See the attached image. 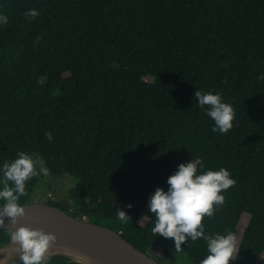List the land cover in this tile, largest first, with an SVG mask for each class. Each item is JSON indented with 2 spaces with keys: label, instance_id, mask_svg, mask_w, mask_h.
I'll return each instance as SVG.
<instances>
[{
  "label": "trees",
  "instance_id": "obj_1",
  "mask_svg": "<svg viewBox=\"0 0 264 264\" xmlns=\"http://www.w3.org/2000/svg\"><path fill=\"white\" fill-rule=\"evenodd\" d=\"M0 15V190L5 161L21 151L41 158L48 176L75 180L73 209L45 203L166 256L175 241L152 233L150 198L168 191L180 164L202 158L197 174L226 168L236 181L204 218L205 234H236L245 214L230 264H264V0H0ZM198 90L243 107L226 134L199 112ZM42 177L26 181L20 205ZM181 247L189 264L209 255L203 238ZM48 264L86 263L49 252Z\"/></svg>",
  "mask_w": 264,
  "mask_h": 264
},
{
  "label": "clouds",
  "instance_id": "obj_2",
  "mask_svg": "<svg viewBox=\"0 0 264 264\" xmlns=\"http://www.w3.org/2000/svg\"><path fill=\"white\" fill-rule=\"evenodd\" d=\"M39 15L35 9L25 13V18L34 20ZM0 23L7 24L8 17L0 15ZM37 37V42L39 41ZM260 79H264L261 76ZM194 98L199 107L205 110L207 115L215 122L213 131L226 134L233 127L235 112L233 107L222 102L219 94L212 92H195ZM18 158L11 163L5 161L3 164V189L0 190V200L5 203L0 206V228L4 227V218H11L13 225L19 223L23 217L25 208L18 201L20 197L26 196V181L43 174L47 177L50 170L44 166L43 160L23 151L19 152ZM37 164L39 171H37ZM204 169L202 158L194 159L186 164L179 165L178 171L168 178L170 185L168 191L158 188L151 196L149 209L155 215V226L151 229L153 234L174 239L175 253L183 251L181 245L190 237L192 241L203 238L207 243L209 255L201 261V264H230L237 254V236L231 231L226 235H206L204 218L212 217L217 206L223 205L225 196L221 193L232 187L236 181L231 178L226 168L219 171H202ZM13 186H9V182ZM132 205L129 204L128 208ZM117 219L127 222L131 219L124 210L116 213ZM140 221L142 226L145 219ZM10 234V240L16 245L22 264H48L49 250L56 241L54 234L46 233L44 230H33L27 226L6 229Z\"/></svg>",
  "mask_w": 264,
  "mask_h": 264
},
{
  "label": "water",
  "instance_id": "obj_3",
  "mask_svg": "<svg viewBox=\"0 0 264 264\" xmlns=\"http://www.w3.org/2000/svg\"><path fill=\"white\" fill-rule=\"evenodd\" d=\"M21 206L25 208L26 214L19 218V223L13 225L11 218L5 217L3 228L27 226L36 230L42 229L94 255L105 264H162L137 248L121 231L79 219L63 208L49 203L29 202Z\"/></svg>",
  "mask_w": 264,
  "mask_h": 264
},
{
  "label": "rangeland",
  "instance_id": "obj_4",
  "mask_svg": "<svg viewBox=\"0 0 264 264\" xmlns=\"http://www.w3.org/2000/svg\"><path fill=\"white\" fill-rule=\"evenodd\" d=\"M66 75H68V74L66 73ZM54 86H55V79L53 76L49 77L47 79H44L42 81V89L44 92H47V93L53 92ZM222 102H224V101H222ZM242 108L243 107L241 105H238V104L234 105L233 109H234L235 115L239 114L240 111L242 110ZM199 109H200L199 112H203V114H204V113H206L207 106H206L205 110H202L201 108H199ZM38 160H41V158H38ZM74 186H75V180L73 177H71L68 174H63V175L58 176V177H51V176L45 177L43 175L38 189L34 192V194L30 198V202L44 203L49 199H53V200L57 201L60 205L71 210V209H73L74 204H73V201L71 200V198L69 196V191ZM142 219H143V217L139 220V223ZM248 222H249L248 218L244 214L241 218L240 224H239L237 231H236L237 251H238L242 236L244 234V231L248 225ZM145 223H146V219H145L143 225ZM5 242H6L5 236L0 231V246H3L5 244ZM15 246L16 245H13L11 243L10 245L5 247L4 252L0 256V264H17V262L19 261L20 258H19V255L17 252H15V253L13 252V250L15 249ZM78 249H79V253H76V254L74 253L71 256L75 257L76 259H78V260H80L86 264H105L98 259L96 261L89 260L88 255H91V254L80 249V248H78ZM49 252L64 253L62 251H57V250H49ZM150 253H151V256L156 258L158 261H161L163 264H189L187 254L184 251H182L179 254H176L175 251H173L172 253H170L166 256H163L159 249H157V250L155 249V250L151 251ZM65 254H68V253H65ZM77 254H79V255H77Z\"/></svg>",
  "mask_w": 264,
  "mask_h": 264
},
{
  "label": "bare ground",
  "instance_id": "obj_5",
  "mask_svg": "<svg viewBox=\"0 0 264 264\" xmlns=\"http://www.w3.org/2000/svg\"><path fill=\"white\" fill-rule=\"evenodd\" d=\"M33 230H36V229H33ZM15 248H16V246H15ZM50 250H57V251H62V252H67V253H72V254L79 253V250H78L77 247H75L74 245H72L68 241H66V240H64V239H62V238H60L58 236H56V241L53 243V245L51 246ZM13 252L14 253L16 252L15 249L13 250ZM77 255H79V254H77ZM88 259L91 260V261H96L97 260V258L94 255H92V254L88 255Z\"/></svg>",
  "mask_w": 264,
  "mask_h": 264
},
{
  "label": "flooded vegetation",
  "instance_id": "obj_6",
  "mask_svg": "<svg viewBox=\"0 0 264 264\" xmlns=\"http://www.w3.org/2000/svg\"><path fill=\"white\" fill-rule=\"evenodd\" d=\"M160 263H162L161 261H159ZM163 264V263H162Z\"/></svg>",
  "mask_w": 264,
  "mask_h": 264
}]
</instances>
